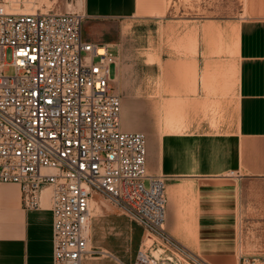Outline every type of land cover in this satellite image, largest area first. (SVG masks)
I'll return each instance as SVG.
<instances>
[{
	"label": "crops",
	"instance_id": "0c3cea01",
	"mask_svg": "<svg viewBox=\"0 0 264 264\" xmlns=\"http://www.w3.org/2000/svg\"><path fill=\"white\" fill-rule=\"evenodd\" d=\"M4 2L21 13L67 12L68 0ZM83 41L115 56L112 85L125 133L146 139V171L165 181V232L207 264L264 255V0L241 17H175L163 0H79ZM78 13V12H77ZM82 35V31H81ZM47 191L25 210L0 185V264H53ZM259 201V216L242 209ZM250 216V217H248ZM250 223L242 231V219ZM82 264H134L140 251L187 264L103 197L92 195Z\"/></svg>",
	"mask_w": 264,
	"mask_h": 264
},
{
	"label": "built area",
	"instance_id": "2783aa9c",
	"mask_svg": "<svg viewBox=\"0 0 264 264\" xmlns=\"http://www.w3.org/2000/svg\"><path fill=\"white\" fill-rule=\"evenodd\" d=\"M84 19L16 12L0 2V185H17L25 210L40 209L47 191L53 264L102 254L88 249L92 195L187 264H207L165 232V181L147 174L144 134L121 131V100L109 75L115 56L83 41ZM134 264L178 262L140 251ZM241 264H264V255Z\"/></svg>",
	"mask_w": 264,
	"mask_h": 264
},
{
	"label": "rangeland",
	"instance_id": "374dc122",
	"mask_svg": "<svg viewBox=\"0 0 264 264\" xmlns=\"http://www.w3.org/2000/svg\"><path fill=\"white\" fill-rule=\"evenodd\" d=\"M8 0H0V2L4 3ZM15 5H13L12 9L17 8L16 3L17 0H12ZM165 6H169L173 9L174 14L172 16L175 17H199V18H219L221 20L233 19L241 17L242 8H243V0H163ZM69 9L67 12H75L81 13L79 0H68ZM87 34V31L82 28V37ZM12 60L10 51H6L4 54V61L7 64H10ZM110 77L113 76V67L111 66L109 69ZM6 74H12V69H7ZM264 184L261 183H250L245 189H250L255 193H259L260 189ZM242 209L244 210H252L255 214L253 217L258 218L259 216V201L258 198H249L244 197L241 203ZM250 217V216H248ZM240 228L242 231L249 230L251 225H256L258 227V221L255 223H250L248 219H242L239 222Z\"/></svg>",
	"mask_w": 264,
	"mask_h": 264
}]
</instances>
